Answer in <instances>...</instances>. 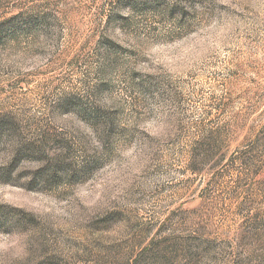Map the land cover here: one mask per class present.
I'll return each instance as SVG.
<instances>
[{"label":"rangeland","instance_id":"obj_1","mask_svg":"<svg viewBox=\"0 0 264 264\" xmlns=\"http://www.w3.org/2000/svg\"><path fill=\"white\" fill-rule=\"evenodd\" d=\"M0 264H264V0H0Z\"/></svg>","mask_w":264,"mask_h":264}]
</instances>
